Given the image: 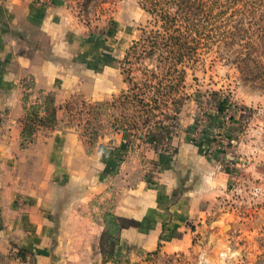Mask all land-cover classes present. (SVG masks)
Segmentation results:
<instances>
[{
	"label": "crops",
	"instance_id": "crops-1",
	"mask_svg": "<svg viewBox=\"0 0 264 264\" xmlns=\"http://www.w3.org/2000/svg\"><path fill=\"white\" fill-rule=\"evenodd\" d=\"M68 2L49 0L42 5L38 0H0V255H13L25 264L26 260L17 258V246L34 255L35 264H62L56 255L69 253L64 241L74 235L71 232L81 230L84 237L91 232L94 238L102 233L100 214L88 210L102 199L108 201L113 214L140 223L122 231L117 258L107 264H135L138 255L148 257L157 251L162 257L181 255L179 264H199L192 259L194 237L198 231H207L208 217L200 207L219 197L227 180L221 173L220 179L215 177L216 169L208 165L211 161L201 147L181 137L168 152L149 148V174L137 175L123 165L120 169L123 139L114 132L108 138L104 135V140L100 136L96 155L88 159L93 167L87 166L85 145L77 131L40 134L29 149H22L26 82L31 80L36 91L53 93L60 104L78 87L71 78L85 76L83 69L80 74L84 65H75L76 73H71V55L83 63L87 56L93 58L98 63L93 69L99 73L102 63L111 58L86 47L85 30ZM60 154L63 173L71 178L63 186L55 182L61 174L60 167H55ZM72 158L77 165L70 168ZM47 159L49 166L43 172L28 165ZM68 195L78 210L64 219L56 233L55 222L40 207L56 196L65 199ZM214 227L215 223L211 235L216 236L219 230ZM236 231L217 247V257L231 249L235 253L243 250L236 246L246 233ZM131 244L137 248L130 250ZM245 257L244 264H257L255 248L248 247ZM96 260L102 263L100 254Z\"/></svg>",
	"mask_w": 264,
	"mask_h": 264
},
{
	"label": "rangeland",
	"instance_id": "rangeland-1",
	"mask_svg": "<svg viewBox=\"0 0 264 264\" xmlns=\"http://www.w3.org/2000/svg\"><path fill=\"white\" fill-rule=\"evenodd\" d=\"M68 1L69 9L85 30L86 47L94 49L95 52L101 50L103 55L111 58L102 63V71L99 73L93 69L98 65L97 62L94 63L93 58L87 56L83 63L71 55L69 60L71 73H76L75 65H84V68L80 69V74L85 71V76L71 78L78 87L60 104H56L53 93L36 91L31 80L26 82L25 94L29 107L43 105L44 97L49 95L54 97L57 125L54 128L37 129L32 142L22 148L24 150L29 149L40 134L57 131L76 133L77 127L69 124L65 111V105L72 97L76 96L92 103L106 102L112 101L126 91L127 84L122 69L125 52L141 37L143 30L155 27L153 18L143 8L140 0ZM233 21L248 23L246 19L239 20V16ZM244 44L245 41H241L237 36L234 41L222 43L215 41L210 47L201 45L193 69H187L184 88L179 94V106L176 108L170 106V110L164 112L166 114L159 115L156 126L155 123L152 124V130L146 129L145 133H141L143 135L141 138L140 134L134 136L133 133H118L123 139L121 146L125 147L119 162L120 169L123 165L127 169L135 170V175L143 172L149 174L151 157L149 148L157 152L156 146L157 149L168 152L176 147L177 139L182 137L188 139L193 146L201 147V151H205V155L211 161L208 165L211 164L216 169L215 177L220 179V173L227 177L220 196L206 206L200 207L208 217L204 224L207 231L204 233L198 231L194 237L196 250L192 252V259L199 264H244L248 247L256 249L257 264H264V85L258 81L246 80L239 72L237 67L239 59L245 57L246 53ZM252 58L261 61L264 54L256 49ZM137 77H141L140 74H137ZM110 114L111 112H108V115ZM41 115L44 113L41 112ZM104 125L101 134L103 140L106 139L104 135L108 138L110 133H117L109 122V116L106 117ZM149 131L157 137L156 144L151 145L146 140ZM83 144L87 154V166L93 167L94 164L88 159L96 155L99 140L94 146H89L85 142ZM62 156L60 154L55 157V167H60L58 169L61 173L55 182L60 186L71 182L69 175L63 173L65 166L62 164ZM52 162L50 160V163ZM28 165L33 170L43 172L47 169L46 166H49V161L47 159L38 164L32 161ZM72 165H77L75 158L71 159L70 168ZM125 173L129 174L128 171ZM70 196H66L65 199L56 196L51 200L52 203L40 207L42 214L50 216L55 222L56 233L60 226L65 224L64 219H68L78 210L73 206L74 199ZM89 209L98 211L104 227L106 215L112 213L108 201L98 199L95 206L92 205ZM213 223L214 228L219 230L216 236L211 235L215 232V229L210 228ZM225 226L229 228L224 229ZM234 231L238 234L240 231L246 233L236 246V250H243L235 253L231 249L229 254L217 257L215 255L217 247L226 237L234 234ZM81 232L73 231L71 234L74 235L65 239L69 253L56 255L57 261L62 264H103L96 260L100 254L99 242L102 233L94 238L91 232H86L85 237ZM58 240L59 238L55 237L56 244H59ZM14 246L13 244L12 247ZM135 247L137 248L134 244L128 246L130 250H134ZM15 248L17 249L15 253L21 250L17 246ZM79 250L86 252L79 253L77 252ZM24 254L25 264H35L34 255L26 251ZM181 258V255L162 257L157 251L148 257L138 255L134 263L179 264ZM0 264L22 263L16 261L13 255H0Z\"/></svg>",
	"mask_w": 264,
	"mask_h": 264
},
{
	"label": "trees",
	"instance_id": "trees-1",
	"mask_svg": "<svg viewBox=\"0 0 264 264\" xmlns=\"http://www.w3.org/2000/svg\"><path fill=\"white\" fill-rule=\"evenodd\" d=\"M140 1L155 27L143 30L125 52L122 69L127 90L112 101L92 103L74 96L65 105L69 124L77 127L80 138L89 146L99 140L107 116L115 132L140 134L141 138L146 129L152 130V124L156 126L159 115L166 114L170 106L178 107L187 69H193L201 45L210 47L215 41H234L238 36L246 48L245 57L239 59L237 66L240 74L264 85V58H252L256 49L264 54V0ZM238 16L248 23L233 21ZM26 94L22 148L32 142L37 129L57 125L54 97L49 95L44 97L43 105L29 107ZM147 136L151 145L156 144L157 137L151 131ZM155 150L166 152L156 146ZM139 225L138 221L113 213L106 215L99 242L103 264L115 262L122 231ZM24 251L16 254L21 261L26 258Z\"/></svg>",
	"mask_w": 264,
	"mask_h": 264
},
{
	"label": "built area",
	"instance_id": "built-area-1",
	"mask_svg": "<svg viewBox=\"0 0 264 264\" xmlns=\"http://www.w3.org/2000/svg\"><path fill=\"white\" fill-rule=\"evenodd\" d=\"M39 3H41L42 5H46L49 3V0H38Z\"/></svg>",
	"mask_w": 264,
	"mask_h": 264
},
{
	"label": "water",
	"instance_id": "water-1",
	"mask_svg": "<svg viewBox=\"0 0 264 264\" xmlns=\"http://www.w3.org/2000/svg\"><path fill=\"white\" fill-rule=\"evenodd\" d=\"M228 228H229V226H225V227H224V229H228Z\"/></svg>",
	"mask_w": 264,
	"mask_h": 264
}]
</instances>
